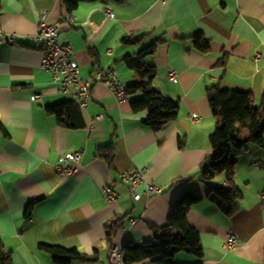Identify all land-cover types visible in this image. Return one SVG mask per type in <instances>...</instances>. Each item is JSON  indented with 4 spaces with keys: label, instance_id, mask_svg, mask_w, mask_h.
I'll return each instance as SVG.
<instances>
[{
    "label": "crops",
    "instance_id": "crops-1",
    "mask_svg": "<svg viewBox=\"0 0 264 264\" xmlns=\"http://www.w3.org/2000/svg\"><path fill=\"white\" fill-rule=\"evenodd\" d=\"M107 6L114 19L105 15ZM44 14L48 23L73 17L62 35L74 49L83 78L114 67L125 86L136 84L140 78L124 59L156 43L146 63L157 69L154 89L179 101L178 120L155 132L146 124L149 111L134 113L131 108L142 92L118 103L107 88L95 86L89 110L70 114L83 126H61L47 109L73 100L59 92L41 67L42 52L32 48ZM2 34H16L17 39L0 42V123L5 129H0V264L1 253L11 254L14 264H55L42 245L77 249L95 258L72 264H109L113 245L154 239L151 226L166 228L172 205L188 192L203 198L188 215L199 233L203 258L180 253L178 264H264V150L251 146L237 158L234 184L243 198L232 217L207 198L199 174L212 152L210 136L216 127L207 89L220 85L249 92L256 105L264 94V0H99L77 5L0 0V38ZM196 35L210 41L209 53L194 47ZM140 37L133 44L123 43ZM257 53L262 56L258 63ZM224 56L226 65L221 66ZM170 69L179 74L177 83L169 81ZM37 95L42 98L33 102ZM100 115L104 119L93 122ZM109 147L111 162L103 152ZM75 152L83 153L77 172L57 173L53 166ZM146 166V181L165 193L137 202L120 176ZM225 182V175L214 180L217 186ZM109 185L120 195L116 203L103 198L102 188ZM144 190L141 186L138 191ZM115 217L124 218V226L109 243L106 225ZM230 232L238 241L227 252Z\"/></svg>",
    "mask_w": 264,
    "mask_h": 264
},
{
    "label": "trees",
    "instance_id": "trees-1",
    "mask_svg": "<svg viewBox=\"0 0 264 264\" xmlns=\"http://www.w3.org/2000/svg\"><path fill=\"white\" fill-rule=\"evenodd\" d=\"M81 1L99 0H65V2L77 5ZM123 2V0H112ZM142 37L131 40L126 38L124 44H133ZM193 45L200 52L206 54L211 50L208 39L202 35L192 38ZM157 44H153L143 51L128 55L124 59L126 66L135 71L140 78L136 84L127 87V95L132 96L142 92L141 99L131 102L134 113L149 111V119L146 121L153 131L158 132L164 126L178 120L180 103L162 96L154 89V81L157 77V69L146 63V58L153 55ZM226 56L219 60V65H226ZM207 98L216 120V127L210 136L212 152L202 163V171L199 173L202 182L208 188L207 198L213 202L228 217H232L239 211V202L243 195L235 186V170L237 158L248 151L251 146H257L264 150V94L260 104H255L252 93L232 91L215 85L207 89ZM50 115L56 116L63 127L78 128L83 123L76 124L72 121L71 113L80 115V109L76 102L70 101L55 105L47 109ZM0 129L5 131L0 123ZM184 141H180V147L184 148ZM111 162L113 148H104L103 152ZM225 175L230 186H217L214 180L217 176ZM202 197L192 193H185L184 200L176 201L167 218V226L158 229L151 226L155 232L154 239L136 244L126 242V264H178L176 256L180 253L192 255L198 259L203 258V248L200 244V236L188 221V215L193 206L200 203ZM124 226V218L115 217L106 225V237L109 243L116 233ZM168 232H165V231ZM41 249L51 255L55 264H72L73 262L94 261V257L87 256L77 249H64L57 246L42 245ZM2 244L0 242V251ZM1 264H14L11 254L1 253Z\"/></svg>",
    "mask_w": 264,
    "mask_h": 264
},
{
    "label": "built area",
    "instance_id": "built-area-1",
    "mask_svg": "<svg viewBox=\"0 0 264 264\" xmlns=\"http://www.w3.org/2000/svg\"><path fill=\"white\" fill-rule=\"evenodd\" d=\"M105 15L109 19H114L113 11L107 6L104 9ZM73 24V17H68L64 22L48 23L47 15L44 14L43 20L39 23L36 34L32 37V48L42 52L41 67L53 77V81L58 85L61 94L70 96L76 102L82 112H87L92 102V89L95 86L107 88L118 103H124L128 100L127 86L119 79L117 70L113 67L109 70L97 72L90 77L83 78L80 76V68L75 60L74 49L69 40L62 35L63 27ZM16 34H2L1 43H15ZM108 54H112L108 50ZM255 62L262 60L261 54L257 53L254 57ZM168 79L173 83L179 80V74L170 69ZM157 91V90H156ZM42 95H37L32 99L37 102ZM198 114H194L192 119L197 121ZM104 116L100 115L93 122H100ZM83 161V153H69L60 158V163L53 167L57 173L62 176H71L75 174L81 167ZM64 164V165H63ZM148 167L137 168L131 172L123 173L120 176V182L127 186L128 192L134 201H140L144 196L147 198L152 196H161L165 193V189L146 181V173ZM145 187L142 193L139 188ZM224 187L228 188L229 183L225 182ZM103 198L109 203H116L120 195L113 186H104L102 188ZM260 200L264 202V191L260 194ZM32 222V220H31ZM134 225L135 221L131 220ZM238 238L235 233L230 232L227 235L224 248L227 252H232L237 247ZM109 264H126L124 245H113L108 254Z\"/></svg>",
    "mask_w": 264,
    "mask_h": 264
},
{
    "label": "rangeland",
    "instance_id": "rangeland-1",
    "mask_svg": "<svg viewBox=\"0 0 264 264\" xmlns=\"http://www.w3.org/2000/svg\"><path fill=\"white\" fill-rule=\"evenodd\" d=\"M184 254V253H183Z\"/></svg>",
    "mask_w": 264,
    "mask_h": 264
}]
</instances>
